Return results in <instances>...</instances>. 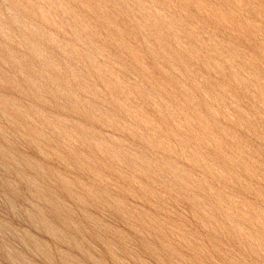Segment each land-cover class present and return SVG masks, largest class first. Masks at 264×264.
I'll return each mask as SVG.
<instances>
[{"label":"rangeland","instance_id":"rangeland-1","mask_svg":"<svg viewBox=\"0 0 264 264\" xmlns=\"http://www.w3.org/2000/svg\"><path fill=\"white\" fill-rule=\"evenodd\" d=\"M0 264H264V0H0Z\"/></svg>","mask_w":264,"mask_h":264}]
</instances>
